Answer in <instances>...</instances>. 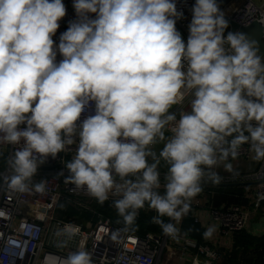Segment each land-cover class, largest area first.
<instances>
[{"label": "clouds", "instance_id": "clouds-1", "mask_svg": "<svg viewBox=\"0 0 264 264\" xmlns=\"http://www.w3.org/2000/svg\"><path fill=\"white\" fill-rule=\"evenodd\" d=\"M73 8L76 18L56 44L63 0H0V146L13 148L0 183L43 192L45 180L34 183L40 165L75 145L68 175L57 174L72 191L101 205L116 197L123 231L147 205L152 222L179 241L178 225L202 184L222 182L217 167L239 175L230 159L245 144L253 160H264L257 42L241 32L225 36L217 0H195L187 42L175 0H73ZM189 97V111L173 110ZM215 231L209 226L204 238ZM78 233L64 224L58 246ZM64 264L94 260L81 244Z\"/></svg>", "mask_w": 264, "mask_h": 264}, {"label": "built area", "instance_id": "built-area-1", "mask_svg": "<svg viewBox=\"0 0 264 264\" xmlns=\"http://www.w3.org/2000/svg\"><path fill=\"white\" fill-rule=\"evenodd\" d=\"M63 3L66 15L59 21L60 27L53 36L56 44L59 43L61 33L67 30L69 21L76 18L73 0H63ZM175 3L177 10L183 12V18L177 20L176 28L187 42L195 0H175ZM217 3L225 18L238 25L246 26L254 21L259 23L264 40V0H217ZM228 32L229 25L225 36ZM60 59L62 57L58 54L57 61ZM190 99L186 98L183 105L175 106L173 110L185 111V105ZM75 147L70 146L69 151L59 153L56 158L48 157L40 165L34 183L44 179L43 192L32 188L28 192L18 193L0 183V264H64L68 252L76 251L81 244L92 254L94 264H155L164 245L165 235L156 232L139 233L132 228L123 231L125 225L99 211L94 206V203H98L94 198L83 190L72 191L74 186L66 184L63 176H57L61 171L65 176L68 175L64 164L75 155ZM248 149L249 145H242L238 158L251 157L253 153ZM12 150V146H0V172L7 171L6 156ZM155 150L159 152V149ZM165 172L160 170L162 182ZM222 177V181H253V208L259 207L264 201V160L253 172ZM114 199L116 197L110 195L109 200L105 201L112 209H115L112 206ZM192 203L193 200L191 207ZM53 206L57 209L53 210ZM71 209L75 213L66 215ZM141 210L151 213L153 223L155 211L147 205ZM208 210L223 236L244 229L250 218L249 210L237 205L226 208L210 206ZM187 217L197 220L192 210ZM66 223L76 225L79 233L66 247H59V241L63 238L57 237L55 233ZM178 242L183 247L195 249L190 264H215L218 253L212 248L197 244L186 233L181 235Z\"/></svg>", "mask_w": 264, "mask_h": 264}, {"label": "crops", "instance_id": "crops-1", "mask_svg": "<svg viewBox=\"0 0 264 264\" xmlns=\"http://www.w3.org/2000/svg\"><path fill=\"white\" fill-rule=\"evenodd\" d=\"M189 101L185 105V111H189ZM163 144H158L155 149H161ZM254 154L248 158L239 157L230 162L233 168L242 175L244 173L253 172L258 169L261 161L252 159ZM160 170L167 171L166 166L161 163ZM220 176H233L232 173L226 171L223 165L215 169ZM203 191L198 194L192 203V213L197 218L194 221L191 217L185 216L178 225L181 235L188 234L195 239L197 244L209 247L218 253L215 264H264V201L259 207L253 208L252 193L255 183L251 180L246 181H222L219 184L211 182L202 184ZM237 205L250 212V218L247 226L239 231L223 236L218 231L217 224L213 221L209 213L210 206L229 207ZM53 210L57 207H52ZM139 212L149 216L150 225L153 230L145 232H156L164 235L158 224L151 223V213L149 211L140 210ZM71 214V213H70ZM73 214V213H72ZM113 219V218H112ZM165 222H170L169 218H163ZM190 219L193 225H196L200 232V238L190 235L185 222ZM116 220V219H113ZM188 225V224H187ZM216 226L211 239H205L203 233L211 226ZM195 249L183 247L177 240L164 236V245L161 247L159 257L155 264H190Z\"/></svg>", "mask_w": 264, "mask_h": 264}, {"label": "trees", "instance_id": "trees-1", "mask_svg": "<svg viewBox=\"0 0 264 264\" xmlns=\"http://www.w3.org/2000/svg\"><path fill=\"white\" fill-rule=\"evenodd\" d=\"M94 206L97 207L99 211H101L103 214L116 219L121 224L123 223L122 217L118 216V213L115 209H112L109 204L104 202L102 205L100 203H94ZM69 213H75L74 210H69ZM190 219L188 222H185V226L187 227L188 231L190 232L191 236H194L196 238H200V232L198 231V228L196 225L190 224ZM188 224V225H187ZM133 230L144 233L147 230H153L154 227L150 225L149 216L145 215L142 212H139V215L135 221V225L132 227Z\"/></svg>", "mask_w": 264, "mask_h": 264}, {"label": "water", "instance_id": "water-1", "mask_svg": "<svg viewBox=\"0 0 264 264\" xmlns=\"http://www.w3.org/2000/svg\"><path fill=\"white\" fill-rule=\"evenodd\" d=\"M226 20L228 21L230 32H241L244 33L249 39L255 40L259 48L258 54L261 55L262 58H264V40L262 26L256 21L250 23L249 25L241 26L229 19Z\"/></svg>", "mask_w": 264, "mask_h": 264}, {"label": "rangeland", "instance_id": "rangeland-1", "mask_svg": "<svg viewBox=\"0 0 264 264\" xmlns=\"http://www.w3.org/2000/svg\"><path fill=\"white\" fill-rule=\"evenodd\" d=\"M67 214L69 215V211H68V212H66V215H67ZM78 219H79V218H78Z\"/></svg>", "mask_w": 264, "mask_h": 264}]
</instances>
